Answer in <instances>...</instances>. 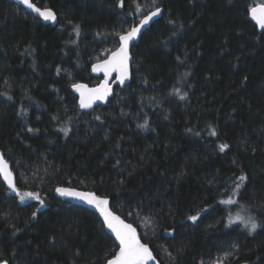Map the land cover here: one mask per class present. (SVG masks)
<instances>
[{
  "label": "trees",
  "instance_id": "trees-1",
  "mask_svg": "<svg viewBox=\"0 0 264 264\" xmlns=\"http://www.w3.org/2000/svg\"><path fill=\"white\" fill-rule=\"evenodd\" d=\"M33 1L55 25L0 0V152L44 204L0 177V262L106 264L116 243L99 209L55 196L70 186L106 198L158 264H264V29L248 13L264 0ZM155 6L130 81L82 111L72 84H97L91 65Z\"/></svg>",
  "mask_w": 264,
  "mask_h": 264
},
{
  "label": "snow or ice",
  "instance_id": "snow-or-ice-1",
  "mask_svg": "<svg viewBox=\"0 0 264 264\" xmlns=\"http://www.w3.org/2000/svg\"><path fill=\"white\" fill-rule=\"evenodd\" d=\"M133 2L135 3V0H133ZM152 2L153 5H156V0H152ZM20 3L26 5L29 9L37 13L39 17L46 21H56L57 19L56 13L50 8L45 7L44 9H41L40 7H37L35 3H32L31 0H20ZM118 3L120 7H123L124 0H118ZM136 11H140L139 5H136ZM160 13L161 8L159 6H155V10L143 15L137 24L129 27L122 34L118 33L117 35H119L120 41L119 48H117L116 51L111 54V57L109 59L104 60L101 63L94 64L92 66V71H103L106 77L112 71H117L119 73V76L117 78L119 79L120 83H123L124 80L128 77L129 43L133 41L139 34H141V30ZM248 13L251 18L256 21L257 25L261 29H264V3L250 7L248 9ZM169 23H174V21H169ZM78 29L79 26L77 25L74 28V31L77 32V35L79 34ZM177 59H179V57H177ZM72 87L80 93L81 108H90L94 101L104 100L110 91L107 80H105V83L101 84L97 88L89 89L87 85L80 83L73 84ZM173 92L178 94L179 89H173ZM186 96L187 93H184L180 96V98L184 99ZM97 119H99V117H97ZM146 126V123L144 125H139V127ZM29 131H32V129H29ZM211 135H216L215 129L212 130ZM228 147L229 146L227 144L219 145V149L221 152H223ZM0 174L3 175V179L8 183L9 189L17 194L21 203L25 202L28 199H35L39 200L41 205L44 204V201L40 199L38 193L20 192L17 189L12 178V173L9 170L8 162L3 158L2 154H0ZM246 179L247 177L244 175L237 177L238 182H235V186L232 189L234 195L238 193V190L242 187V184ZM56 191L59 192L62 196L76 197L84 200L88 204L93 205L94 207L99 209L101 215L104 218V223L107 225V228L115 234L116 240L119 242L117 245L119 250L114 252L112 257L106 261V264H148L149 261H155L156 257L153 256L152 250L150 249L148 244L141 242L140 238L137 235L136 228H134L132 224L125 223L124 220H122L118 215L112 212L107 207L108 200L106 198H100L91 192H77L74 189L57 188ZM220 203L236 204L238 202L232 199V197L230 196L228 199L220 201ZM201 211H204V209H202ZM129 215H131V213H129ZM32 216L35 217L36 212H33ZM198 216L199 213H197V215L188 217V219L196 221L198 219ZM236 221H240L249 231V233L255 232L256 229L260 227V225L257 224L255 218L251 215L242 216L237 214L234 219L231 217V215H229V223H235ZM144 222L146 225H150L152 223V220L149 217H145ZM233 247H238V245H234ZM169 255L171 254L169 253ZM227 255H229V253H225V256ZM0 264H7V261L0 262Z\"/></svg>",
  "mask_w": 264,
  "mask_h": 264
},
{
  "label": "water",
  "instance_id": "water-1",
  "mask_svg": "<svg viewBox=\"0 0 264 264\" xmlns=\"http://www.w3.org/2000/svg\"><path fill=\"white\" fill-rule=\"evenodd\" d=\"M10 1H12V2H15V3H17V4H19V5H21L22 7H24V9L25 10H27L28 12H31L33 15H35V16H37V17H39L38 15H37V13H35L34 11H32L31 9H29L26 5H24V4H21L20 3V0H10ZM31 2H32V0H31ZM33 3V2H32ZM37 6V5H36ZM37 7H39V6H37ZM41 9H44V8H42V7H40ZM47 8V7H46ZM161 8V7H160ZM51 9V8H50ZM155 9H153V10H150V11H154ZM149 11V12H150ZM148 13V12H147ZM146 13V14H147ZM161 13H162V8H161ZM161 13L158 15V16H156V17H154L153 18V20L147 25V26H145L142 30H141V34H139L133 41H131L130 43H129V61H128V77L124 80V82L123 83H120V81H119V79L117 78L118 76H119V73L117 72V71H112L107 77L105 76V74H104V72L103 71H100V72H93L92 71V66L94 65V64H98V63H101L102 61H104V60H107V59H109L110 57H111V54L113 53V52H115L116 51V49L117 48H119V46H120V41H119V38H118V41H119V43H118V46L114 49V50H112L106 57H104V58H102V59H100V60H98V61H95L92 65H91V74L93 75V76H95V77H99L100 78V80H99V82L97 83V84H95V85H88L87 83H85V82H76V83H74V84H77V83H80V84H85V85H87L88 86V88L89 89H92V88H97V87H99L101 84H104L105 83V80H107V84H108V86L110 87V91H109V93H108V95L106 96V98L104 99V100H96V101H94L93 102V104H92V106L90 107V108H81L80 107V93L75 89V88H73L72 86H71V91L76 95V97H77V102H78V105H79V108L82 110V111H87V110H90L91 108H93L94 106H97V105H105L107 102H108V99L112 96V94H113V91H114V87L115 86H120V87H122V86H124L125 84H127L129 81H130V78H131V65H132V60H133V57H132V48H133V46L139 41V39H140V37H141V35L143 34V32L156 20V19H158L160 16H161ZM145 15V14H144ZM57 16V15H56ZM250 16V15H249ZM40 19H41V21L43 22V23H45V24H50V25H55L56 24V22H57V19H56V21H46V20H44V19H42L41 17H39ZM142 18V17H141ZM140 18V19H141ZM250 18H251V16H250ZM139 19V20H140ZM138 20V21H139ZM251 20L252 21H254L252 18H251ZM138 21L136 22V23H134L133 25H135V24H137L138 23ZM255 23H256V21H254ZM132 25V26H133ZM256 25H257V23H256ZM257 27L259 28V29H261L258 25H257ZM73 85V84H72ZM0 154H2L1 152H0ZM4 158V157H3ZM5 159V158H4ZM6 160V159H5ZM7 161V160H6ZM8 162V161H7ZM8 167H9V170L11 171V173H12V170H11V168H10V165H9V163H8ZM0 177L2 178V180L4 181V183L8 186V183L3 179V175L2 174H0ZM12 178H13V181H14V177H13V173H12ZM57 188H66V189H74L75 191H77V192H85V193H88L89 191H86V190H83V189H79V188H75V187H70V186H58ZM56 188V189H57ZM56 189H55V196L58 198V199H60L61 201H64V202H68V203H70V204H72V205H76V206H81V207H86V208H92V207H94L93 205H90V204H88L86 201H84V200H81V199H79V198H76V197H67V196H62L59 192H57L56 191ZM111 210V209H110ZM112 211V210H111ZM112 212H114V211H112ZM116 215H118L122 220H124L125 221V223H128V224H131L130 222H128L127 220H125L122 216H120L118 213H116V212H114ZM100 220L102 221V224H103V226H104V229H105V231L113 238V240H114V242L116 243V246L118 245V241L116 240V237H115V234L110 230V229H108L107 228V225L104 223V218H103V216L101 215V213H100ZM132 226L134 227V228H136L133 224H132ZM119 249H118V247H117V249H116V251H118ZM115 251V252H116ZM1 262H3V261H1ZM8 264V263H7ZM148 264H158V261L155 259V261H149L148 262Z\"/></svg>",
  "mask_w": 264,
  "mask_h": 264
},
{
  "label": "flooded vegetation",
  "instance_id": "flooded-vegetation-1",
  "mask_svg": "<svg viewBox=\"0 0 264 264\" xmlns=\"http://www.w3.org/2000/svg\"><path fill=\"white\" fill-rule=\"evenodd\" d=\"M32 2L33 3H35L33 0H32ZM15 3V2H14ZM37 6H39V7H42V8H44L43 6H40L39 4H37V3H35ZM21 6V5H20ZM24 8V7H23ZM47 8H49V7H47ZM25 10V9H24ZM27 11V10H26ZM28 12V11H27ZM29 13H31V12H29ZM32 14V13H31ZM35 16V15H34ZM37 17V16H36ZM39 18V17H38ZM40 19V18H39ZM40 21H41V19H40ZM42 22V21H41ZM45 24V23H44Z\"/></svg>",
  "mask_w": 264,
  "mask_h": 264
}]
</instances>
